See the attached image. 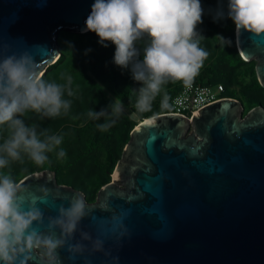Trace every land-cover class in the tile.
<instances>
[{"label":"water","instance_id":"water-1","mask_svg":"<svg viewBox=\"0 0 264 264\" xmlns=\"http://www.w3.org/2000/svg\"><path fill=\"white\" fill-rule=\"evenodd\" d=\"M93 2L0 0V60L30 57L41 77L61 54L59 31L86 32ZM235 32L264 86V34ZM244 111L225 96L190 116L141 119L93 202L51 168L17 181L28 202L45 201L35 205L40 235L63 240L55 264H264V105ZM77 197L86 215L62 236L54 221ZM31 255L48 264L37 248Z\"/></svg>","mask_w":264,"mask_h":264},{"label":"clouds","instance_id":"clouds-1","mask_svg":"<svg viewBox=\"0 0 264 264\" xmlns=\"http://www.w3.org/2000/svg\"><path fill=\"white\" fill-rule=\"evenodd\" d=\"M204 9L201 0H94L85 20L84 31L99 38L98 43L115 46L113 63L122 70H129L137 82L136 107L140 112L149 111L152 102L168 81H183L188 86L198 74L208 53L199 46L197 25L203 23ZM227 17L237 31L245 30L254 35L264 34V0H228ZM224 18L223 10L214 20ZM147 36L150 43L143 49L141 58L137 42ZM225 42L229 39L223 38ZM30 57L15 55L0 60V126L7 125L10 135L0 144V169L26 154L36 165H43L48 156L61 144L63 137L37 131L35 125H26L23 117L31 111L45 118H55L67 112L71 101L64 99L66 86L45 81L33 69ZM71 96V90H68ZM165 96L162 107L167 108ZM89 111L91 119L118 117L121 104ZM115 123L100 124L107 130ZM65 155L63 149L58 153ZM21 186L9 175L0 173V262L2 264H29L32 249L43 245V257L48 264L58 260L57 248L62 239L42 237L34 222H40L41 211L35 206L39 200L28 202L21 194ZM62 217L54 221L61 234L71 235L86 215L84 200L77 197ZM36 225V224H35Z\"/></svg>","mask_w":264,"mask_h":264},{"label":"trees","instance_id":"trees-1","mask_svg":"<svg viewBox=\"0 0 264 264\" xmlns=\"http://www.w3.org/2000/svg\"><path fill=\"white\" fill-rule=\"evenodd\" d=\"M227 4L228 0H201L204 14L203 23L197 25V39L208 55L193 81L223 83V94L239 98L246 113L257 104L264 105V86L256 73V60H245L237 48L235 25L227 17ZM220 10H223L224 18L214 20ZM58 40L61 54L41 77L66 86L64 99L71 101V107L55 118H45L31 111L21 118L26 125H35L38 132L47 129L48 134L62 136V142L55 151L46 153L48 160L43 165H36L22 153L20 160L11 161L0 169V173L17 182L33 171L51 168L56 171L58 182L82 189L89 200H94L98 189L111 180L134 126L145 117L173 111L172 99L183 81H168L152 102L151 109L140 112L136 107L140 85L133 81L129 70H122L113 63L115 46L111 42H106L108 47H103L95 33L70 30L59 31ZM149 43L147 36L137 42L141 58ZM68 90H71V96ZM165 96L167 108L162 107ZM119 103L130 108L139 120L124 109L118 117L94 120L88 116L89 111H99L106 106L111 112V106ZM112 119L115 123L107 130H101L99 125ZM9 135L8 126H0V144ZM61 149L65 152L63 157L58 155Z\"/></svg>","mask_w":264,"mask_h":264},{"label":"built area","instance_id":"built-area-1","mask_svg":"<svg viewBox=\"0 0 264 264\" xmlns=\"http://www.w3.org/2000/svg\"><path fill=\"white\" fill-rule=\"evenodd\" d=\"M223 83L205 84L192 80L186 86L184 83L172 99L173 111L191 115L201 106L225 97Z\"/></svg>","mask_w":264,"mask_h":264},{"label":"rangeland","instance_id":"rangeland-1","mask_svg":"<svg viewBox=\"0 0 264 264\" xmlns=\"http://www.w3.org/2000/svg\"><path fill=\"white\" fill-rule=\"evenodd\" d=\"M61 31V30H60ZM123 106V109L126 110L128 113H130L134 118H136L137 120H139V118L136 116V114L128 107H126L124 104L122 103H119ZM245 112V111H244ZM111 179H112V176H111ZM99 190V189H98ZM98 192V191H97ZM97 192H96V195H97Z\"/></svg>","mask_w":264,"mask_h":264},{"label":"flooded vegetation","instance_id":"flooded-vegetation-1","mask_svg":"<svg viewBox=\"0 0 264 264\" xmlns=\"http://www.w3.org/2000/svg\"><path fill=\"white\" fill-rule=\"evenodd\" d=\"M81 190H82V189H81ZM82 191H84V190H82ZM84 192H85V191H84ZM85 194H86V192H85ZM86 200H87L88 202H93V201L96 200V196H95V199H94V200H89V199L87 198V194H86ZM37 250H38L40 253H42V254H43V252L45 251V249L43 248V245H41L40 247H38Z\"/></svg>","mask_w":264,"mask_h":264},{"label":"snow or ice","instance_id":"snow-or-ice-1","mask_svg":"<svg viewBox=\"0 0 264 264\" xmlns=\"http://www.w3.org/2000/svg\"><path fill=\"white\" fill-rule=\"evenodd\" d=\"M145 123H150V122H147V121H146Z\"/></svg>","mask_w":264,"mask_h":264}]
</instances>
